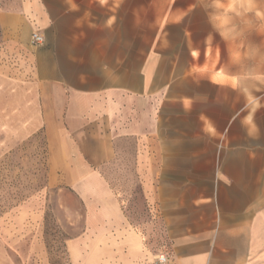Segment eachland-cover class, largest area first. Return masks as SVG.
Listing matches in <instances>:
<instances>
[{"label": "crops", "instance_id": "crops-1", "mask_svg": "<svg viewBox=\"0 0 264 264\" xmlns=\"http://www.w3.org/2000/svg\"><path fill=\"white\" fill-rule=\"evenodd\" d=\"M36 135L69 264H264V0H0V157Z\"/></svg>", "mask_w": 264, "mask_h": 264}, {"label": "rangeland", "instance_id": "rangeland-1", "mask_svg": "<svg viewBox=\"0 0 264 264\" xmlns=\"http://www.w3.org/2000/svg\"><path fill=\"white\" fill-rule=\"evenodd\" d=\"M44 153L43 138L36 135L0 157V217L9 215V223L17 222V218L23 219V227L29 233L34 219L35 231L39 229V242L34 246L42 254L40 257L28 255L33 243L31 237L18 244L9 240V264H40L41 259L47 264H69L65 243L82 229L79 200L66 190L47 188ZM123 163V168L128 170L129 163ZM113 168L111 163L105 170L110 184H113ZM131 195L127 194V204L143 210L142 198L135 184ZM16 249L22 250L24 255L19 256ZM146 264L158 263L154 258Z\"/></svg>", "mask_w": 264, "mask_h": 264}, {"label": "built area", "instance_id": "built-area-1", "mask_svg": "<svg viewBox=\"0 0 264 264\" xmlns=\"http://www.w3.org/2000/svg\"><path fill=\"white\" fill-rule=\"evenodd\" d=\"M30 40H31L32 44L39 45L43 42V37L39 33L34 32L31 34ZM156 262L158 264H167L168 263V257L166 256V254L160 253L156 256Z\"/></svg>", "mask_w": 264, "mask_h": 264}]
</instances>
